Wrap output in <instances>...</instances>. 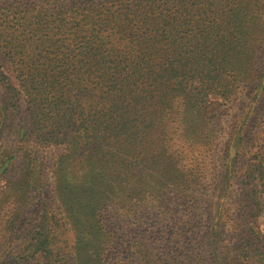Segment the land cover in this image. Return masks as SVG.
<instances>
[{"label": "rangeland", "instance_id": "374dc122", "mask_svg": "<svg viewBox=\"0 0 264 264\" xmlns=\"http://www.w3.org/2000/svg\"><path fill=\"white\" fill-rule=\"evenodd\" d=\"M17 1L0 0V16L8 15L6 22L0 18V45L22 23L10 5ZM184 4L183 13L219 12L221 30L232 36L228 53L216 55L234 60L221 74L230 91L213 104L201 103L202 95L185 104L186 140L192 141L181 142L170 129L177 144L172 164L161 139L143 138L147 149L164 153L159 165L157 155L144 152L147 171L139 152L134 155L139 149L118 156L110 172L122 180L118 202L99 216L102 252L73 242L53 194L63 157L73 159L68 168L75 164L79 174L83 163L34 132L23 95L9 91L4 77L14 84L13 73L0 54V264H264V0ZM197 70L204 72L203 64ZM182 178L185 192L177 183Z\"/></svg>", "mask_w": 264, "mask_h": 264}, {"label": "trees", "instance_id": "16d2710c", "mask_svg": "<svg viewBox=\"0 0 264 264\" xmlns=\"http://www.w3.org/2000/svg\"><path fill=\"white\" fill-rule=\"evenodd\" d=\"M10 5L22 13V23L13 27L15 38L0 45L14 84L4 78L13 98L23 95L39 138L64 145L83 163L79 174L75 164L68 168L73 159L63 157L53 194L73 242L103 251L99 216L118 202L121 179L110 174L117 170L118 156L139 149L134 155L139 152L145 169L148 150L160 165L163 151L147 149L143 138L161 139L172 164L177 144L168 138L170 129L181 142L192 141L186 140L185 104L198 95L205 100L201 103L213 104L230 91L221 74L234 60L216 55L228 53L232 36L221 30L219 12L183 13L184 0H20ZM0 37H5L2 31ZM186 181L177 182L186 186L179 192L188 189Z\"/></svg>", "mask_w": 264, "mask_h": 264}]
</instances>
